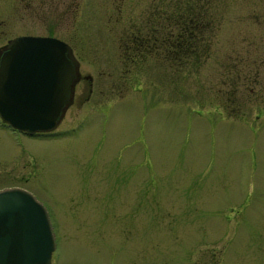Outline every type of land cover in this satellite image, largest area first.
<instances>
[{
    "label": "rangeland",
    "instance_id": "obj_1",
    "mask_svg": "<svg viewBox=\"0 0 264 264\" xmlns=\"http://www.w3.org/2000/svg\"><path fill=\"white\" fill-rule=\"evenodd\" d=\"M147 1H87L60 27L93 91L77 85L46 134L0 123V188L45 206L50 264H264V0H155L172 19L201 11L203 39L117 79L105 56L146 30ZM20 20L0 45L43 32Z\"/></svg>",
    "mask_w": 264,
    "mask_h": 264
},
{
    "label": "water",
    "instance_id": "obj_2",
    "mask_svg": "<svg viewBox=\"0 0 264 264\" xmlns=\"http://www.w3.org/2000/svg\"><path fill=\"white\" fill-rule=\"evenodd\" d=\"M75 63L50 36L18 35L0 53V120L33 134L54 128L69 99ZM53 235L44 206L19 186L0 188V264H49Z\"/></svg>",
    "mask_w": 264,
    "mask_h": 264
},
{
    "label": "flooded vegetation",
    "instance_id": "obj_3",
    "mask_svg": "<svg viewBox=\"0 0 264 264\" xmlns=\"http://www.w3.org/2000/svg\"><path fill=\"white\" fill-rule=\"evenodd\" d=\"M81 1H86V3L81 4ZM87 1L91 2V0H0V27H10L12 21L17 18L21 19L20 22L22 25L23 21L27 18L33 21L35 26H38L40 31L43 32L17 33L14 36L30 34L59 38L58 33L60 32V27L65 25L64 23H66L69 17L80 11V5L81 7L84 5V9L85 6L88 5ZM100 1L105 2L106 0ZM147 2L149 3L147 4L148 15L146 30L141 32L139 29H135L134 31L124 32V34H122L123 36H121L122 39L117 42V47L119 50L121 49V51L117 52L118 55L105 56L106 63L109 64V66L115 65L117 68H122L124 70L121 72L118 71L120 73L117 74V79L123 78V73L130 74L133 70V66L140 62H155L157 58V48L163 49V62L168 61V63H174L186 60L188 57V42L190 43V41L194 40L193 30L196 32V40L197 38L200 41L203 39L201 34L202 19L200 16L203 13L201 11L191 13L188 12L187 9H184V13L180 15L181 18L177 20L175 17L174 19L171 18L172 15L166 11V8L158 12L155 7V0H148ZM142 12H145V10ZM159 15L163 16L162 23L164 24L159 25L157 28L155 22ZM188 15L190 16L188 17ZM191 15H196V20H193ZM164 20L168 22L166 23ZM162 25L164 26V30L160 31ZM174 29L177 30V32L174 33ZM10 40L11 38H7L5 42L0 45V53ZM63 41L66 43L69 54H71L75 63V77L70 85L68 105L74 98L73 92L76 91V86L83 80L87 81L85 86H77V91L78 87H80V90H86L84 93V98L86 100L91 95L93 87L91 83L92 77L79 70L76 43L68 39ZM118 64H125L127 67H118ZM46 133L47 132H42L41 134Z\"/></svg>",
    "mask_w": 264,
    "mask_h": 264
}]
</instances>
